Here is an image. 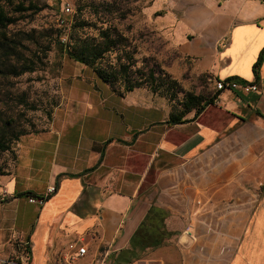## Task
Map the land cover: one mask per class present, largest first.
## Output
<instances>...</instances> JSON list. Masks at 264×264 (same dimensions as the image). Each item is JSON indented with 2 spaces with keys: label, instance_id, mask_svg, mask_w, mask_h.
<instances>
[{
  "label": "crops",
  "instance_id": "0c3cea01",
  "mask_svg": "<svg viewBox=\"0 0 264 264\" xmlns=\"http://www.w3.org/2000/svg\"><path fill=\"white\" fill-rule=\"evenodd\" d=\"M190 4L179 53L210 80L238 78L257 92H218L173 125L157 94L121 96L95 73L96 87L74 77L47 130L20 141L0 177V264H94L105 251L110 264H264V56L253 73L264 0ZM51 185L42 205L18 197H44ZM143 223L161 234L136 235ZM77 246L86 255L65 262Z\"/></svg>",
  "mask_w": 264,
  "mask_h": 264
},
{
  "label": "rangeland",
  "instance_id": "374dc122",
  "mask_svg": "<svg viewBox=\"0 0 264 264\" xmlns=\"http://www.w3.org/2000/svg\"><path fill=\"white\" fill-rule=\"evenodd\" d=\"M218 1L222 4L225 0ZM20 2L24 8L32 4L42 10L36 15H31L32 11L22 13L7 28V34L17 50L32 59L38 69L20 76L0 77V137L3 130L7 134L4 137L11 139V149L0 153V177L12 171L19 142L47 130L53 113L76 80L74 77L83 76L87 86L98 84L92 70L78 74L79 63L73 61L64 68L67 81L61 79V62L67 56L58 52L57 34L71 46H96L105 37L111 38L115 46L98 65L114 70L122 64L129 65L134 81H143V89L170 95L169 103L178 108L186 94L206 96L214 90L209 74L178 50L180 15L191 7L192 0H14V4ZM63 4H69L72 11L65 16L67 27L59 30L56 22ZM7 10L14 17L19 16L14 7ZM172 81L177 85H172Z\"/></svg>",
  "mask_w": 264,
  "mask_h": 264
},
{
  "label": "trees",
  "instance_id": "16d2710c",
  "mask_svg": "<svg viewBox=\"0 0 264 264\" xmlns=\"http://www.w3.org/2000/svg\"><path fill=\"white\" fill-rule=\"evenodd\" d=\"M14 12L18 13L15 16L8 12L7 8H13ZM42 9L39 7H35L32 4L28 8L23 7V3L20 2L18 4H14V0H0V77L5 74H9L12 76H20L25 73H34L38 66L37 64L30 59L29 57L24 56L17 50V46L13 41L9 39L7 34V28L11 25H14L19 17L23 16L25 12L32 11L31 15H36ZM161 14H157L160 16ZM64 30V29H59ZM115 41L109 37H105L103 39L102 44L96 46H88V45H79L74 44L70 45L68 43L62 42L60 39V34H57L55 45L58 49V52L61 55H66L68 58L73 60L76 63H79L83 66L89 67L93 70V72L97 75V77L106 85H108L115 93L119 95H123L125 93L131 92L135 89H141L143 86V81L136 80L131 76L130 66L126 64H122L119 70L101 68L98 63L103 58V56L112 51L115 46ZM128 59H131L128 53L125 54ZM264 56V48L258 56V59L253 65V73L256 78H258L259 69ZM153 78V75L151 74ZM154 79V78H153ZM228 80L233 81H241L238 78H229ZM172 85H177L176 82H170ZM122 86V89L120 88ZM149 91V90H148ZM151 93L157 94L163 98H165L168 102L172 99L164 94V96L158 94L155 90H150ZM218 92L212 90L206 96L203 94L193 95L186 94L181 105L179 106H171V112L169 115L168 124H182L186 121L185 117L191 112L195 113V116L203 111V109L214 99L217 97ZM180 109V110H179ZM5 132L1 131L0 137V153L8 152L11 144V139L4 137ZM16 155V154H15ZM37 197L31 192L20 194L18 197ZM49 197L45 200L47 201ZM6 200V199H5ZM151 212V214L158 220H161L163 214L160 211ZM152 215H149V219ZM148 219V220H149ZM161 234L158 226H154L151 229H148L146 225H143L139 228L136 235H141L144 238L146 235H154L155 233ZM159 240L151 241L146 238V240H142L147 246H155L159 243Z\"/></svg>",
  "mask_w": 264,
  "mask_h": 264
},
{
  "label": "built area",
  "instance_id": "2783aa9c",
  "mask_svg": "<svg viewBox=\"0 0 264 264\" xmlns=\"http://www.w3.org/2000/svg\"><path fill=\"white\" fill-rule=\"evenodd\" d=\"M71 8L69 4H63L61 9V14L57 17L56 26L59 29H65L68 25V22L65 19V16L69 15L71 13ZM214 89L217 92H223V91H230L235 92L237 90H241L243 93H251V92H257V86L255 84H250L243 81H233V80H214ZM56 191V187L51 185L47 188L46 195L44 197H31L29 196L27 198L29 203L32 204H39L42 205L45 200L54 194ZM7 197V192L5 189L1 190L0 192V201L5 200ZM86 255V248L83 246H77L75 248V253L73 255L68 256V260L65 262H73L76 259L83 258ZM3 264H12L11 262H4ZM94 264H110L109 261V253L108 251H105L99 260Z\"/></svg>",
  "mask_w": 264,
  "mask_h": 264
},
{
  "label": "water",
  "instance_id": "95a60500",
  "mask_svg": "<svg viewBox=\"0 0 264 264\" xmlns=\"http://www.w3.org/2000/svg\"><path fill=\"white\" fill-rule=\"evenodd\" d=\"M183 243H184V244H187V239H186V240L184 239V240H183Z\"/></svg>",
  "mask_w": 264,
  "mask_h": 264
}]
</instances>
